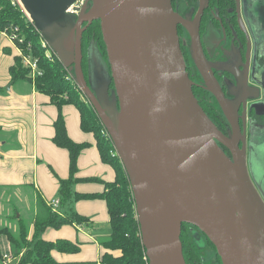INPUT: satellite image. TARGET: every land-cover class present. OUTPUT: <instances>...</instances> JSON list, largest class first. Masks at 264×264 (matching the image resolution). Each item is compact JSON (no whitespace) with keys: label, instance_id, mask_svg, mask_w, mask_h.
<instances>
[{"label":"water","instance_id":"95a60500","mask_svg":"<svg viewBox=\"0 0 264 264\" xmlns=\"http://www.w3.org/2000/svg\"><path fill=\"white\" fill-rule=\"evenodd\" d=\"M20 1L112 139L130 179L148 263L188 264L181 233L190 224L209 238L222 264H264L261 161L252 145L249 157L246 141L239 145L238 107L205 55L200 29L209 0H200L193 22L172 0H92L79 16L67 12L78 0ZM97 20L111 73L99 80L91 67L100 63V49L95 41L88 55L83 38ZM179 26L190 35L192 60L232 127L229 135L193 91Z\"/></svg>","mask_w":264,"mask_h":264},{"label":"crops","instance_id":"0c3cea01","mask_svg":"<svg viewBox=\"0 0 264 264\" xmlns=\"http://www.w3.org/2000/svg\"><path fill=\"white\" fill-rule=\"evenodd\" d=\"M17 56H23L19 46L0 30V230L6 228L18 236L25 228L31 240L35 219L44 215L39 196L47 205L49 200L61 198L59 179L70 176V152L53 139L54 123L62 113L69 138L89 143L77 160L74 190L90 196L61 205L59 212H78L89 219V224L48 226L41 237L52 242L66 240L80 247L73 252L52 249V264H102L105 249L100 240L110 234L111 222L107 202L98 195L105 190L106 182L114 181L116 171L102 159L94 133L82 129L81 112L74 104H63L59 109L32 80L12 81L10 68ZM0 251L10 255L7 264H19L25 249L14 254L4 232L0 233Z\"/></svg>","mask_w":264,"mask_h":264},{"label":"trees","instance_id":"16d2710c","mask_svg":"<svg viewBox=\"0 0 264 264\" xmlns=\"http://www.w3.org/2000/svg\"><path fill=\"white\" fill-rule=\"evenodd\" d=\"M96 23L97 25L89 31L90 34L96 33L95 41L100 52L107 57L105 43L101 34V25L98 22ZM0 30L6 32L16 42L25 57L29 55L32 60L37 61V67L41 72V74L34 76L32 68L28 64H25V57L17 56L15 63L10 68L12 81L20 79L32 80L35 82L36 89L41 93L44 92L51 96L53 103L59 109L63 104H74L81 112L82 129L94 133L102 159L112 165L116 171L114 181L106 182L105 190L102 194L98 195L102 198L104 197L107 202L111 222L110 234L100 240L101 246L105 249L101 260L102 264H149L146 250L142 243V236L140 235V225L137 219V209L135 207L130 179H128L126 170L118 154H115L116 151L112 139L106 133L105 126L101 122L97 111L93 108L88 98L84 99L86 96L81 93L76 81L69 76V70L63 66L56 54L53 55V59L48 58L46 50L42 45L43 40L40 32L36 29L28 15H25L22 9L18 5H14L11 0H0ZM16 34L17 37H15ZM83 66L85 67L86 74H88L86 62H83ZM203 107L209 113V109L204 105ZM209 108L215 114L221 111L219 105H210ZM54 124L56 128V134L53 138L55 143L67 148L70 152V176L68 179H59L61 207V205L75 199L90 196L82 195L74 190V185L77 182V178L75 177L78 171L77 160L81 151L89 143H78L69 138L62 113L59 114ZM38 204L44 210V215H39L35 219V230L31 240L27 239L28 230L25 228L20 231L18 236L13 235L6 228L0 230V233L6 232L8 234L14 254L19 255L25 249L19 264H52L54 263V259L50 253L52 249L72 252L79 250L80 247L78 245L75 246L66 240L52 242L42 239L41 235L48 226L60 228L64 224H89V219L78 212L70 214L55 212L45 203L41 196H39ZM189 226L190 224H184L181 233L186 263L203 264L199 251L192 241L191 233L189 234L187 231V227ZM205 239L208 245L216 251V259L219 262L220 256L217 254V249L209 238L205 236ZM117 251H120L119 255L115 254ZM0 264H4L1 251Z\"/></svg>","mask_w":264,"mask_h":264},{"label":"flooded vegetation","instance_id":"af4514ba","mask_svg":"<svg viewBox=\"0 0 264 264\" xmlns=\"http://www.w3.org/2000/svg\"><path fill=\"white\" fill-rule=\"evenodd\" d=\"M92 3V0H85L80 13L84 6L86 12L89 11ZM199 4L200 0H172L175 10L192 22L199 10ZM262 17L264 18V0H209L201 18L200 31L202 34L210 29L209 33L214 37L221 35L220 40L228 41L227 47L223 50V58L226 62L221 70H217L209 59L204 42L203 48L222 91L227 98L235 101L238 107L235 119L241 133L239 145L242 146L243 141H246L248 157L252 145V157L256 155V159L261 161L257 175L261 187L259 191L264 199V148L259 145L264 144V19ZM96 22L99 23V20L93 21L83 32L84 42L87 39L89 41L88 46L96 40V33L90 34L89 31L97 25ZM85 25L86 22L83 23V26ZM186 32L188 33L184 26H179L181 44L186 41L184 37ZM188 38L185 44L186 50L183 49V52L189 77L194 82L193 91L200 104L209 109L210 114L206 111L209 117L223 133L229 135L232 127L221 107V111L217 114L210 111V105L219 104L215 96L205 88L204 78L192 60ZM84 62L87 63L86 56ZM224 148L228 153L229 149ZM214 262L222 264L221 260L217 262L216 258Z\"/></svg>","mask_w":264,"mask_h":264},{"label":"rangeland","instance_id":"374dc122","mask_svg":"<svg viewBox=\"0 0 264 264\" xmlns=\"http://www.w3.org/2000/svg\"><path fill=\"white\" fill-rule=\"evenodd\" d=\"M13 1H16V4L22 9V11L24 12L25 15H28L27 11H24L23 5L21 4L20 0H11L12 3H14ZM28 17H29V15H28ZM209 32H210V29H208L206 32L202 33L203 34L202 38H203L204 46L206 48L207 55H208L209 59L211 60V62L214 63V67L217 70H221L224 62H226L224 60V58H223L224 57L223 50H224V48L227 47L228 41L227 40L226 41L220 40L221 35L219 37L218 36L214 37ZM185 35L186 36H184V37H185V39L187 41V38H188L189 35H188L187 32H186ZM188 39H189L188 40L189 41L188 47L190 49L191 40H190V38H188ZM42 40H44V39H42ZM186 41L184 40L182 42V44H181L182 45V49H184V51L186 50L185 49V46H186L185 44H187ZM88 43H89V41L87 39L85 41L84 52H87V54L89 55ZM44 48H45L46 51H51L52 52L51 48H48V47H44ZM190 51H191V49H190ZM98 58H99V62H100L98 64V66H92V64H91V66H92L91 70H93L94 79L95 80L96 79L99 80V78L103 79L104 77L110 78V74L111 73H110V66L108 64V58H106L104 55H102L100 53V51L98 52ZM70 73L71 72H69V75H70ZM85 98H87V97H84V99ZM187 231H188L189 234L191 233V231L195 232L196 234H198L196 240H194L193 234H191V236H192V241H193L195 247L199 251L201 259L203 260L202 261L203 264H215L214 260L216 258V251L214 249H212L208 245V243L206 242L205 236H203V234L198 232L192 226L187 227Z\"/></svg>","mask_w":264,"mask_h":264},{"label":"built area","instance_id":"2783aa9c","mask_svg":"<svg viewBox=\"0 0 264 264\" xmlns=\"http://www.w3.org/2000/svg\"><path fill=\"white\" fill-rule=\"evenodd\" d=\"M85 0H78L77 2H75L74 4H72L71 6H69L68 7V11L67 12H70V13H72L73 15H75V16H77L79 13H80V9H81V7H82V4H83V2H84ZM14 3V5H17L16 4V1H13ZM21 2V1H20ZM22 4V3H21ZM15 37H17V34L15 35ZM11 38V37H10ZM12 39V38H11ZM18 39V38H17ZM19 40H21L20 38H19ZM42 45H43V47H48V48H50L49 46H48V44L43 40V43H42ZM20 50H21V48H19ZM21 52H22V50H21ZM46 53H47V56H48V58H50V59H53V55L54 54H56V53H54L53 51L51 52V51H46ZM22 54H23V52H22ZM23 56H24V54H23ZM25 57V56H24ZM25 64L27 65H29L31 68H32V72H33V75L35 76L36 74H41V72L39 71V68L37 67V61L36 60H32L31 59V57L29 56V55H27L26 57H25ZM70 77H72V79H74V76L70 73V75H69ZM106 133H107V131H106ZM108 134V133H107ZM117 153V151L115 152V154ZM60 203H61V198H55V199H51V200H49L48 201V204H49V206L52 208V210H54L55 212H59L60 210H59V207H60ZM10 258V255L9 254H5V255H3V259H4V264L6 263L7 264V261H8V259Z\"/></svg>","mask_w":264,"mask_h":264}]
</instances>
